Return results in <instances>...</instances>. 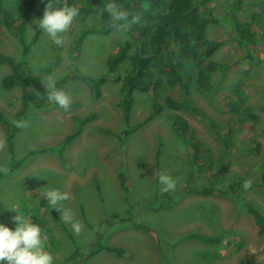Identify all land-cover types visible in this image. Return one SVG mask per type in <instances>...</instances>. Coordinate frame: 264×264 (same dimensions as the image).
Here are the masks:
<instances>
[{
    "label": "rangeland",
    "instance_id": "rangeland-1",
    "mask_svg": "<svg viewBox=\"0 0 264 264\" xmlns=\"http://www.w3.org/2000/svg\"><path fill=\"white\" fill-rule=\"evenodd\" d=\"M160 1L162 5L169 2ZM255 1L247 0L238 12L243 22L248 23L258 12ZM10 2L8 9L18 12L20 0ZM226 2L208 0V7L215 17H221ZM45 10L42 7L35 11L27 28L26 40L31 46L26 70L32 92L37 99H46V105L28 112L24 120L29 126L15 137L17 158L35 153L17 171L0 180V224L14 230L17 225L13 217L18 213L27 218L34 215L32 223L47 235L45 250L54 256V264H62L73 243L86 251L97 233L108 249L87 256L84 264H264V244L255 222L243 209L242 201L232 195L174 192L172 205L164 210L134 208L138 225H103L107 214L121 215L139 200L164 194L158 181L161 172L177 179L178 190L205 188L217 170L219 186L258 178L255 174L264 159V62L243 60L242 51L229 41L230 31L222 23L206 25L205 38L223 41L212 59L228 69L204 71L205 60L197 54L198 49L189 54L184 62L188 76L185 103L183 85L154 71L161 86L136 93L131 125H140L154 103L164 109L120 144L123 123L116 107L119 85L109 81L101 87L100 97H93L86 82L77 76L88 80L101 76L115 44L129 38L127 30L115 29L106 36L86 35L72 60L68 55L72 37L94 25L97 12L85 5L80 7L79 16L63 34L64 46L57 47L34 23L42 19ZM251 29L256 36L253 52L260 60L264 58V34L256 23ZM0 52L14 58L21 54L18 42L3 30L1 15ZM9 73L8 66H1L0 80ZM49 76L57 89L72 97L69 111L47 100L43 78ZM165 96L182 105L177 110L167 108ZM19 108L20 90L0 86V113L12 120ZM74 118L83 121L82 128L69 139L76 130ZM178 118L186 122V132L178 130ZM204 118L227 136L228 146H223ZM0 139H4L1 125ZM256 144L261 145L260 154L255 151ZM8 164L4 148L0 150V167L7 169ZM121 170L127 192L118 179ZM48 189L71 193L64 207L70 208L83 224L81 234L76 235L61 220V213L41 196L40 192ZM241 196L264 215V187L251 185ZM207 237L216 240L205 241Z\"/></svg>",
    "mask_w": 264,
    "mask_h": 264
},
{
    "label": "trees",
    "instance_id": "trees-1",
    "mask_svg": "<svg viewBox=\"0 0 264 264\" xmlns=\"http://www.w3.org/2000/svg\"><path fill=\"white\" fill-rule=\"evenodd\" d=\"M20 2L19 11L13 13L8 9L11 5L10 0H0L3 30L8 36L17 41L21 48L19 58L0 52V67L8 66L10 68V73L0 80V86L5 90L15 88L20 90V108L12 120H24L29 111L46 105V99H37L28 82L26 61L31 44L26 40V32L33 13L42 7L46 9L47 4L50 2H52L54 8L62 7L65 4L78 8L85 5L97 12L96 23L82 29L77 35L72 37L68 47V55L72 60H75L86 35L98 33L106 36L117 29L108 13L103 11L106 3L115 2L124 9L140 16L138 24L126 28L129 38L117 42L108 54L105 62V71L101 76L93 80L77 76V78L86 82L93 97H100L101 87L109 81L119 85V97L116 107L120 112L123 123L122 135L118 137L120 144L140 126L157 117L164 109L163 105L154 103L148 116L140 125H131L136 93L155 91L161 86L162 81L159 78H155L154 71L158 70L183 85L182 102L185 103L188 93V76L184 62L189 54L198 49L197 54L205 60V64L202 66L204 71L225 72L228 69V66L212 59L222 46L223 41L205 38L204 29L206 25L222 23L230 31L229 41L242 51L243 60L258 63L264 62V58L259 60L254 55L253 48L256 44V36L251 29V24L256 23L264 34V0L255 1L259 10L251 16L248 23L243 22L238 15V12L246 5L247 0H227L221 17H215L212 14L208 7V0H169L167 5H162L160 0H20ZM157 18H159L158 23L154 24V20ZM239 98L242 99V97ZM239 101L238 103H241L242 100ZM163 102L167 108L173 110L179 109L182 105L173 101L169 96H165ZM199 114L202 116V113ZM12 120H7L0 113V125L3 128L4 140L6 141L5 148L9 158L7 171L0 172V180L17 171L25 159L35 153V151H31L23 158L16 157L15 137L20 129L11 123ZM177 120L179 121L178 130L186 132L188 130L186 122L181 120V118ZM74 121L76 130L69 139L78 135L82 128V120L74 118ZM204 121L210 124L213 132L219 136V139L224 144L223 146H228L227 136L221 135L210 120L204 118ZM255 151L260 154L261 145L256 144ZM217 171L214 172L211 182L205 188L199 190L176 189L175 194L181 192L184 194H202L204 196L213 194L238 197L243 203V209L253 218L258 235L264 244V215L241 196L242 191L245 189L242 185L247 180H235L227 186H219L217 184L219 178ZM255 175L258 177L256 180L248 179L251 180V185L264 187V159ZM118 179L122 189L127 192L126 177L122 170L119 172ZM96 192L100 197L98 185ZM175 194H160L151 199L139 200L130 205L129 209L121 215L107 214L103 219V225L108 227L129 224L138 225L134 219V208L151 211L164 210L172 205ZM28 218L31 222L36 220L34 215H30ZM215 240V238H205V241ZM106 249L108 248L103 245L102 235L97 233L95 240L86 251H83L82 248L73 243L72 251L61 263L84 264L87 256H95Z\"/></svg>",
    "mask_w": 264,
    "mask_h": 264
},
{
    "label": "clouds",
    "instance_id": "clouds-1",
    "mask_svg": "<svg viewBox=\"0 0 264 264\" xmlns=\"http://www.w3.org/2000/svg\"><path fill=\"white\" fill-rule=\"evenodd\" d=\"M103 11L111 17L117 29L130 28L140 22V16L134 12L124 9L115 2L105 4ZM80 10L75 6L65 4L62 7H53L52 2L48 3L42 19H37L34 23L47 34L49 39L57 46L63 47L65 44L63 34L73 25L79 16ZM123 22V23H118ZM47 90V100L67 112L71 108L72 97L63 89H57L52 76L43 78ZM11 123L18 129L29 126V122L23 119L12 120ZM6 146V141L0 139V150ZM5 167H0V172H6ZM159 184L162 185L161 192L164 194L174 193L177 189L178 181L166 172H161L158 177ZM251 180L243 183L242 187H251ZM46 197L49 205L61 213V220L69 224L76 235L83 231V224L74 217L70 208L64 207V202L71 200V193L60 189H48L40 192ZM18 213V212H17ZM16 228L7 227L0 224V264H54V256L45 250L47 235H42V229L34 224L29 218L18 213L13 217Z\"/></svg>",
    "mask_w": 264,
    "mask_h": 264
}]
</instances>
